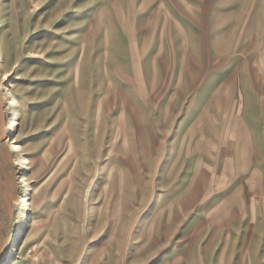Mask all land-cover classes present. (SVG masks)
<instances>
[{
	"label": "rangeland",
	"instance_id": "1",
	"mask_svg": "<svg viewBox=\"0 0 264 264\" xmlns=\"http://www.w3.org/2000/svg\"><path fill=\"white\" fill-rule=\"evenodd\" d=\"M171 1L0 0V264H264V36Z\"/></svg>",
	"mask_w": 264,
	"mask_h": 264
},
{
	"label": "crops",
	"instance_id": "2",
	"mask_svg": "<svg viewBox=\"0 0 264 264\" xmlns=\"http://www.w3.org/2000/svg\"><path fill=\"white\" fill-rule=\"evenodd\" d=\"M210 7L209 13L204 20V45L195 46L196 51L201 53V58H207L211 60L213 53H221L220 58H224L223 50L226 47L227 42L226 34L227 28L229 31L230 23L227 25L225 22L227 19H232L235 16V11L242 12V30L239 33L238 40L235 45L239 46L244 43H254L257 39V35L261 33L264 36V0H211L208 4H203L200 7ZM163 7H176L171 0H163ZM197 7L191 0L187 5L179 4L178 7ZM224 18L226 21L224 22ZM252 26L258 28V34L256 31H251ZM247 36L251 41L244 42V38ZM243 42V43H242ZM264 43V42H263ZM264 47L257 54L256 58L264 61Z\"/></svg>",
	"mask_w": 264,
	"mask_h": 264
},
{
	"label": "bare ground",
	"instance_id": "3",
	"mask_svg": "<svg viewBox=\"0 0 264 264\" xmlns=\"http://www.w3.org/2000/svg\"><path fill=\"white\" fill-rule=\"evenodd\" d=\"M16 100L12 99L11 100V105L15 106L16 105ZM18 111L15 112L11 117L10 120L8 121L7 129L9 131V139L11 142V147L13 150L18 151L20 144L14 140V135H15V129L18 121ZM21 157H18L16 162L20 164V179L19 182L23 186V192H24V197H23V206H22V219H21V225L15 232V235L12 239V244L10 246L9 252H14L18 247H20V243L22 242V239L24 237V232H25V227L28 225L29 221V216H28V210L31 207V193L29 188L27 187L28 183V174H27V163L22 162ZM4 262V261H3Z\"/></svg>",
	"mask_w": 264,
	"mask_h": 264
}]
</instances>
